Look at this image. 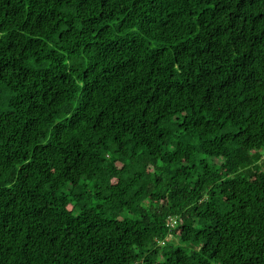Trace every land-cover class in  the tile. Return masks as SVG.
I'll return each mask as SVG.
<instances>
[{"label": "trees", "instance_id": "trees-1", "mask_svg": "<svg viewBox=\"0 0 264 264\" xmlns=\"http://www.w3.org/2000/svg\"><path fill=\"white\" fill-rule=\"evenodd\" d=\"M0 264H264V0H0Z\"/></svg>", "mask_w": 264, "mask_h": 264}]
</instances>
